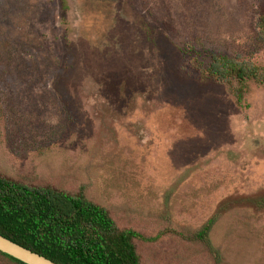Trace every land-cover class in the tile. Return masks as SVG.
I'll use <instances>...</instances> for the list:
<instances>
[{"label": "rangeland", "instance_id": "obj_1", "mask_svg": "<svg viewBox=\"0 0 264 264\" xmlns=\"http://www.w3.org/2000/svg\"><path fill=\"white\" fill-rule=\"evenodd\" d=\"M263 1L0 0V172L85 188L157 237L141 264H216L173 229L264 192V83L238 101L195 64H264ZM211 238L219 264H264V211L233 206Z\"/></svg>", "mask_w": 264, "mask_h": 264}, {"label": "trees", "instance_id": "obj_2", "mask_svg": "<svg viewBox=\"0 0 264 264\" xmlns=\"http://www.w3.org/2000/svg\"><path fill=\"white\" fill-rule=\"evenodd\" d=\"M258 24L264 39V1ZM194 71L206 80L227 82L238 101L248 81L264 83V64L227 55L209 54L195 64ZM236 202L264 211V192L242 196ZM237 204L231 199L222 200L201 226L173 232L200 244L219 264L220 250L211 235ZM0 234L59 264H141L136 241L157 238L120 227L109 209L91 198L83 187L68 190L52 184L29 185L1 172ZM0 257L11 264H25L2 251Z\"/></svg>", "mask_w": 264, "mask_h": 264}, {"label": "water", "instance_id": "obj_3", "mask_svg": "<svg viewBox=\"0 0 264 264\" xmlns=\"http://www.w3.org/2000/svg\"><path fill=\"white\" fill-rule=\"evenodd\" d=\"M0 251L24 262L25 264H59L32 251L0 234Z\"/></svg>", "mask_w": 264, "mask_h": 264}]
</instances>
